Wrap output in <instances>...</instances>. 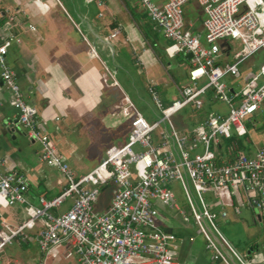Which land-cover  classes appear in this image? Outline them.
Here are the masks:
<instances>
[{
  "label": "built area",
  "instance_id": "built-area-1",
  "mask_svg": "<svg viewBox=\"0 0 264 264\" xmlns=\"http://www.w3.org/2000/svg\"><path fill=\"white\" fill-rule=\"evenodd\" d=\"M196 1L205 15L204 40L185 26L184 7ZM35 6L43 13L48 6L40 0ZM148 17L171 42L176 56L191 55L189 84L179 91V99L166 106L155 86L149 95L160 113L155 121L146 119L131 99L123 95L116 107L130 126L125 144L107 149L102 162L91 172L77 176L49 135L42 131L37 109L26 101L17 77L7 63L11 48L22 43L17 30L25 25L24 12L0 11L8 31L0 33V70L10 90L11 103L18 112L17 125L41 145V161L64 177L66 187L53 199L41 197L33 205L25 176L6 170L0 161V209L23 206L27 219L0 228V256L14 242L27 239L26 231L38 229L37 247L45 259L60 258L67 247L68 257L78 264H178L172 246L174 234L164 229L161 209L177 211L185 224L190 218L179 206L176 186L188 204L196 235L202 236L212 260L222 264H256L234 248L222 233L218 221L229 210L236 213L249 207L264 221V148L252 156L233 143L224 141L247 135V123L261 112L264 103V62L239 88L228 79L240 77V66L264 52V0H167L157 6L152 0H139ZM1 4V2H0ZM28 30L36 31L32 24ZM120 31L112 33V41ZM234 44L238 49H234ZM90 56L97 57L94 48ZM233 57L231 63L225 58ZM105 86L119 83L108 67L102 76ZM202 82V83H201ZM212 92L216 102L227 107L226 115L210 113L200 125L182 132L172 118L186 108L202 110ZM233 131V133H231ZM112 187L106 211L97 209L103 190ZM72 200L68 211L55 210Z\"/></svg>",
  "mask_w": 264,
  "mask_h": 264
},
{
  "label": "crops",
  "instance_id": "crops-1",
  "mask_svg": "<svg viewBox=\"0 0 264 264\" xmlns=\"http://www.w3.org/2000/svg\"><path fill=\"white\" fill-rule=\"evenodd\" d=\"M34 1L0 0L2 14L6 10L24 12L25 23L36 27V31H31L25 24L23 29L17 30L22 43L10 49L7 63L13 69L26 101L37 109L42 131L49 135L76 175L82 176L102 162L110 146H120L128 140L129 123L116 111L123 95L133 102L125 86L133 87L135 98L144 101L137 88L140 85L152 104L151 111L158 112L149 95V86H155L164 104L170 106L179 99L180 89L189 84L191 58L171 53V42L150 20L139 0H40L48 6L45 13L33 5ZM152 1L161 7L167 0ZM34 7L40 14H34ZM183 14L186 28L204 40L205 15L197 2L188 3ZM118 30L120 34L107 42L106 38ZM7 31L8 25L2 17L0 33ZM91 48L95 49L96 58L90 56ZM255 57L240 69L237 80L228 79L230 86L239 88L252 77L260 66ZM182 61L189 65L186 71L182 69ZM232 61V56L225 58L226 63ZM105 67L114 74L120 88L104 85ZM175 96L176 99L171 101ZM215 103L225 110L209 109ZM212 112L226 115L228 109L216 102L210 92L202 110L186 108L178 113L182 119L176 127L182 132L191 130ZM263 112L261 108L257 117H261ZM152 117L149 121L158 119ZM257 117L247 123L256 129V138L245 136L241 139L242 148L239 147L250 156L264 148V126L254 124ZM18 118L0 70V161L7 171L25 176L29 200L38 206L41 197H58L66 187V181L60 172L41 161V145L32 141L26 130L17 125ZM94 146L99 153L90 162L88 154ZM227 147L223 143V148ZM111 197L112 192L108 197L102 195L97 209L106 211ZM71 204L72 200L66 201L54 213H65ZM161 213L166 217L162 209ZM26 219L23 206L0 209V228L2 223L14 227ZM222 222L224 226L234 225L238 237L244 238L246 249L243 252L238 251L241 241H230L237 252L252 258L256 264H264V221L256 217V211L249 207L242 208L239 213L229 210L228 219ZM174 223V226H164V229L177 239L172 246L179 248L178 264H222L214 262L205 247L199 248L193 243L191 225L179 219ZM38 229L27 230L26 240L18 238L9 248V255L4 252L0 256V264H38L42 258L44 260L37 247ZM68 252L67 247H62L59 259L47 258L45 263L78 264L75 256L68 257Z\"/></svg>",
  "mask_w": 264,
  "mask_h": 264
},
{
  "label": "rangeland",
  "instance_id": "rangeland-1",
  "mask_svg": "<svg viewBox=\"0 0 264 264\" xmlns=\"http://www.w3.org/2000/svg\"><path fill=\"white\" fill-rule=\"evenodd\" d=\"M33 3V5H34V2H32ZM35 8V7H34ZM35 12H34V14H38L39 13V11H38V9H36L35 8ZM40 14V13H39ZM236 49H238V45L237 44H234V49L233 50H236ZM255 59L257 60V63H258V65H260L261 63H263L264 62V52H260L259 54H257L256 55V57H255ZM248 61V60H247ZM246 61V62H247ZM243 63L241 66H240V69H242L247 63ZM182 65L184 66L182 69L183 70H187L188 69V67H189V65H187L186 63H184V61H182ZM127 89H128V91H129V93H130V96L132 97V99H133V102L137 105V107L139 108V110L141 111V113L144 115V117L146 118V119H148V120H151V118H149L151 115L153 116L152 118L154 119H157V118H160V115L158 114V112H156L157 114H155L154 115V113L155 112H152L151 111V109H150V105H152L151 103H150V101H149V99H148V97H147V95L145 94V92H144V90L142 89V87L139 85V86H137V88L139 89V91H140V95H141V97L144 99V101H141V100H139V99H137V98H135V93H136V91L135 90H133V87H131V86H125ZM134 94V95H133ZM133 95V96H132ZM176 99V96L175 97H172L171 98V101H173V100H175ZM149 103V104H148ZM261 108H262V110L264 111V103L262 104V106H261ZM209 109H211V110H219V109H221L222 111L223 110H225V108L224 107H222L221 105H219V104H214V106H212V107H210ZM154 111V110H153ZM264 113V112H263ZM178 116H174L173 118H172V123L176 126L178 123H180L181 122V119H182V117H181V115H179V114H177ZM257 116H254L253 117V119L254 118H256ZM253 119H252V121H253ZM254 124L255 125H257V127L258 126H261V127H263L264 126V114L261 116V117H257V119L255 120V122H254ZM246 127H247V134L248 135H246L249 139H254V138H256V136H257V131H256V129L254 128V126L251 124V123H249V124H247L246 125ZM261 127L259 128V130L261 129ZM231 133H233V131H231ZM264 136V135H263ZM111 147V146H110ZM97 153H99V151H97V147L96 146H94V147H92L91 149H90V152H89V154H88V160L91 162L93 159H95V157H96V154ZM111 192H112V187L111 188H109L107 191H106V193L105 192H102V194H101V196L102 195H104L105 197H108V196H110V194H111ZM176 195H177V199H178V204H179V206L182 208V210H184V212L186 213V215L190 218V223L188 224V225H191L192 227H193V230H194V233L192 232V230L190 231V234L191 235H193V237H194V241H193V243L196 245V246H198L199 248H204L205 247V241H204V239L202 238V236H200V235H196V231H195V228H194V224H193V221H192V215H191V212H190V210H189V207H188V204L186 203V201L183 199V194H182V191L180 190V187H178V186H176ZM100 199H101V197H100ZM100 201L101 200H99V202H98V205L97 206H99V204H100ZM96 206V207H97ZM162 211L165 213V216L166 217H168V219H167V221H165V226H174V222H175V220H177V219H179V220H181L182 222H183V220H182V218L181 217H178V216H180L178 213H177V211H168V209H166L165 208V210L164 209H162ZM174 221V222H173ZM223 220H219L218 221V224H219V227H220V229H221V231H222V233L227 237V239L229 240V241H231L232 242V240L234 241L235 239H237V242H239V241H241L240 243H238L240 246H239V248H238V251H240V252H243V251H245V249H246V246H244L245 245V242L243 241V239L244 238H239L238 236H239V234L234 230L236 227L234 226V225H227V226H224L223 225V222H222ZM184 223V222H183ZM227 223V222H226ZM185 224V223H184ZM244 243V244H243ZM11 247V246H10ZM10 247H7L6 249H5V254L6 255H9V248ZM206 249V248H205ZM209 252V254H211V257H212V253L210 252V251H208Z\"/></svg>",
  "mask_w": 264,
  "mask_h": 264
},
{
  "label": "trees",
  "instance_id": "trees-1",
  "mask_svg": "<svg viewBox=\"0 0 264 264\" xmlns=\"http://www.w3.org/2000/svg\"><path fill=\"white\" fill-rule=\"evenodd\" d=\"M224 143L226 144V146H230L233 143H236V144H238L239 147L242 148V140L239 138H236V137L232 138L231 140H227Z\"/></svg>",
  "mask_w": 264,
  "mask_h": 264
},
{
  "label": "water",
  "instance_id": "water-1",
  "mask_svg": "<svg viewBox=\"0 0 264 264\" xmlns=\"http://www.w3.org/2000/svg\"><path fill=\"white\" fill-rule=\"evenodd\" d=\"M27 25V24H26ZM28 26V25H27ZM188 58H191V55H188ZM252 250V249H251ZM248 254H250V253H248Z\"/></svg>",
  "mask_w": 264,
  "mask_h": 264
}]
</instances>
